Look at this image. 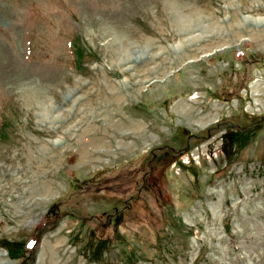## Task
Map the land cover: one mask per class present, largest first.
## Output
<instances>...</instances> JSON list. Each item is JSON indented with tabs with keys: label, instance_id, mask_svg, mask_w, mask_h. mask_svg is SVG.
<instances>
[{
	"label": "rangeland",
	"instance_id": "374dc122",
	"mask_svg": "<svg viewBox=\"0 0 264 264\" xmlns=\"http://www.w3.org/2000/svg\"><path fill=\"white\" fill-rule=\"evenodd\" d=\"M0 264H264V0H0Z\"/></svg>",
	"mask_w": 264,
	"mask_h": 264
},
{
	"label": "bare ground",
	"instance_id": "6f19581e",
	"mask_svg": "<svg viewBox=\"0 0 264 264\" xmlns=\"http://www.w3.org/2000/svg\"><path fill=\"white\" fill-rule=\"evenodd\" d=\"M181 23V22H180ZM261 23H263V20H253V24H261ZM188 24V23H187ZM182 27V26H181ZM196 29V28H195ZM193 30V28H192V26L190 25V26H188V32H190V31H192ZM187 31V29L185 30V32ZM192 33V32H191ZM200 36V35H199ZM197 37V36H196ZM188 40H189V43H192L193 41H196V40H198V38H194V39H189L188 38ZM135 47V46H134ZM179 47V46H178ZM148 48H150V47H148ZM151 49V48H150ZM175 50V49H174ZM145 51V50H144ZM147 52H148V50L146 51V53L145 54H147ZM147 56V55H146ZM145 56V57H146ZM148 56H149V54H148ZM147 56V57H148ZM146 57V58H147ZM154 57V56H153ZM148 58H150V57H148ZM128 60V59H127Z\"/></svg>",
	"mask_w": 264,
	"mask_h": 264
},
{
	"label": "water",
	"instance_id": "95a60500",
	"mask_svg": "<svg viewBox=\"0 0 264 264\" xmlns=\"http://www.w3.org/2000/svg\"><path fill=\"white\" fill-rule=\"evenodd\" d=\"M39 240H40V238L38 237V240H37L36 244L39 242Z\"/></svg>",
	"mask_w": 264,
	"mask_h": 264
}]
</instances>
